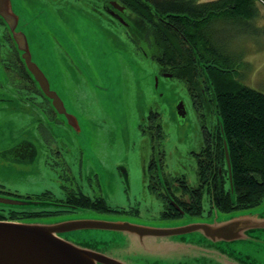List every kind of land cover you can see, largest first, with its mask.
<instances>
[{"label": "rangeland", "instance_id": "obj_1", "mask_svg": "<svg viewBox=\"0 0 264 264\" xmlns=\"http://www.w3.org/2000/svg\"><path fill=\"white\" fill-rule=\"evenodd\" d=\"M96 3L92 0H12L16 13L21 15L23 10H27V16L35 19L33 29H26L28 40L35 48V60L43 71L48 73L50 79L56 82L58 92L66 98L68 95L82 110L84 128H91L94 137L92 143H95L102 162L109 169V174L104 176L102 190L94 188L93 191L95 195L102 196L110 212L79 211L75 215H85L92 219L119 217L147 225L180 223L186 220V216L171 221L159 219L162 200H157L155 195L150 196L142 187V177L137 172L139 166L135 162L138 144L129 131L149 109L167 117L170 112L176 114L177 106L182 103L186 120L185 134L187 138L198 136L199 121L196 111L184 83L177 78L158 75L159 67L156 61L137 50L134 46L136 43L126 38L121 25L110 21L104 15H94L98 11L96 7L102 11V6ZM255 6L258 9L255 18L236 23L220 20L213 27L216 28L217 43L224 46L225 53L231 59L228 63L224 61L221 64L234 70L232 75L239 85L264 94V0H257ZM34 34L44 41L41 48ZM142 43L137 45L147 53L148 49ZM65 54L74 61L65 60ZM0 59V197L24 201V196L48 191L50 193L47 195H41L42 199L61 198L69 193L62 185H68L72 176L76 179L78 167L72 153L68 155L66 150H62L64 157L61 155L57 158L58 171L50 170L49 164L46 165L49 157L45 158L40 153L36 161L25 168L12 162L16 160V156L11 150L18 144V139L34 140L36 135L43 136V132H47L49 128L54 130L55 127L52 123L42 122L39 117L32 115L28 102L21 100L17 89L19 87L14 79H11V84L8 83V75L1 71L2 60L12 59L6 44L0 46ZM76 66L82 70L83 78L88 83L86 85L92 88L94 96L86 90L81 77L79 81L82 87L73 82L77 78ZM88 79L94 80L98 86L94 88ZM19 84L24 86V82ZM158 92L161 96H156ZM196 98L204 99L201 92L196 94ZM209 109L204 113V120L206 126L212 129L218 124V115L214 105H209ZM169 134L174 140L172 132ZM88 136L85 131V137ZM86 144L85 141V147ZM67 147H70V144ZM73 151L76 153V148H73ZM171 157L167 160L170 166ZM118 164L128 168V181L118 171ZM185 164L187 168L170 172L171 178L185 177L189 186H197L192 160ZM93 166L95 168L94 164ZM66 171L68 174H65ZM82 171L81 169V175ZM59 172L69 178L58 179ZM81 186L82 190L89 191L85 183ZM202 201L204 212H207L209 197L206 193ZM35 205L22 204L15 208L25 211L47 208L32 207ZM8 207L0 204V209L6 210ZM262 207L264 201L259 206ZM116 208H123L125 212L117 213L112 210ZM260 236L264 237V233H260ZM233 249H238L242 255L257 259L259 264H264V243L238 242Z\"/></svg>", "mask_w": 264, "mask_h": 264}, {"label": "water", "instance_id": "obj_2", "mask_svg": "<svg viewBox=\"0 0 264 264\" xmlns=\"http://www.w3.org/2000/svg\"><path fill=\"white\" fill-rule=\"evenodd\" d=\"M110 4L119 11L123 10L114 1ZM107 11L115 16L113 11ZM115 17L122 22L119 15ZM0 19L9 31L26 72L56 113L73 129L86 157L91 148L88 126L84 128L83 117L76 114L68 98L58 93L56 82L35 60V48L26 32V29H33L35 19L27 16V10H23L21 15L16 13L12 0H0ZM35 38L41 48L44 41L36 35ZM88 80L94 88L98 86L94 80ZM217 119L233 200L228 145L222 119L219 116ZM84 130L87 136L90 135L88 138ZM30 203L36 204L32 207H67L53 202L0 197V204L13 208ZM211 207L212 218L186 217L185 221L171 225H147L119 217L92 219L85 215L0 220V264H259L257 259L242 255L233 248L238 242L264 243V237L260 236L264 233V207L225 215L217 211L213 200Z\"/></svg>", "mask_w": 264, "mask_h": 264}, {"label": "trees", "instance_id": "obj_3", "mask_svg": "<svg viewBox=\"0 0 264 264\" xmlns=\"http://www.w3.org/2000/svg\"><path fill=\"white\" fill-rule=\"evenodd\" d=\"M92 1L101 6H109V1H115L123 6L122 14L129 21L127 35L136 44L143 41L148 49L144 53L156 61L160 71L172 73L193 94L203 91L209 96L212 92L227 140L234 185L232 200L219 138L218 155L224 175L216 180L215 206L218 211L222 214L234 213L260 205L264 201V94L239 85L232 75L234 70L221 64L231 59L224 46L217 43L216 28L213 27L220 20L236 23L255 18L257 0ZM96 9L98 11L94 15L110 17ZM204 189L208 193L207 186L198 189L185 186V189H176L171 194L189 217H200L204 210ZM179 194H187L189 202L180 203ZM78 201L76 203L83 202L82 199ZM90 201L91 210L110 212L104 200L94 197ZM6 211L5 217L13 220L56 216L45 209H42V215L38 213L40 210L8 207ZM159 219L171 221L182 217L179 213L165 214L162 209Z\"/></svg>", "mask_w": 264, "mask_h": 264}, {"label": "flooded vegetation", "instance_id": "obj_4", "mask_svg": "<svg viewBox=\"0 0 264 264\" xmlns=\"http://www.w3.org/2000/svg\"><path fill=\"white\" fill-rule=\"evenodd\" d=\"M58 3L60 4L61 2ZM107 6L102 5L101 8L105 14L108 13L105 11L109 9V6ZM110 9H112L115 16L119 15L122 18V22H118V19L114 15H110V13L107 14L111 16V19L109 17V20H113L118 25H121L123 27L126 38L130 40L129 36L127 35V21L122 14L124 8L122 11L116 10L113 7H111ZM0 30L2 32V35L0 36V46L2 44H6L7 49L12 56L11 61L7 59L2 60L1 71H5V73L8 75V83L11 84V81H13L11 79H14L17 82L19 87L17 89L20 98L21 100H25L26 102H28L32 110V115L39 117L42 122L52 123V125L55 127L54 130H51L52 128H49L47 129V132H41L43 136L36 135V138L34 140L27 138L21 140L18 139V144L14 149L11 150V153H15L14 155L16 156V160H12V162H14V164H20L25 168L27 165L33 164L40 153L45 158L49 157V162H46V165L49 164L50 170L53 169L55 171H58L56 166L58 164L57 158L61 157V155L62 157H64V152L62 151L64 149L68 152V155L72 153V156L74 157V160L76 161V165L78 167L76 179H74L72 176L70 179L71 182L67 183L68 185H62L63 189H66V192L69 191V193H67L65 196L50 200L42 199L41 195L44 196L47 195V193H50L48 191H45L43 192V194L39 193L35 194L34 196L28 195L24 196V198L26 200L30 199L36 202H53L67 206L61 208H45L46 211L56 214V216H71L75 215L79 211L91 212L90 198L94 199V197H98L104 200L102 196L100 197L95 195L93 189L96 188V190H102L101 187L103 188L105 179L104 176L105 174H109V169L105 166L104 162H102V158L97 152L95 143H92V141H94V137L92 135L91 128H89L88 126V129L92 135L91 148L89 147V151L86 152V157H84V151L82 147H80L78 138L73 134V129L70 126L66 125L61 115L56 113L47 97L41 94L36 83L31 79L29 73L26 72L24 63L20 61L19 53L15 50L14 43L11 40L9 31L6 29L2 21ZM134 46H136L137 50L140 51L141 54H144L143 50H141V48L137 44H134ZM65 55V60L74 61L67 54ZM75 71L77 78L74 79L73 82H75L77 86H81L79 81L81 77L85 82L86 90L94 96V93L91 91L92 88L86 85L88 83L83 78L82 70L78 69V66H76ZM158 75L164 78H177L174 77L172 73L160 71V68ZM154 78L156 81L158 80L157 77ZM22 82H24L23 87L19 84ZM185 88H187V86H185ZM187 93L189 98L191 99L192 106L196 111L197 120L199 121L198 136L193 135L190 138L188 137V139L187 135L185 134L184 128L186 120L184 119L185 110L182 103L177 106L176 114L175 112H170V116L167 117H164L158 112L149 109L144 116H141L140 119L135 122L134 127L129 131V134H131V136L137 140L138 144V150L136 153L137 156L135 155V162L139 166L137 168V172L140 174V177H142V187L145 191H147V193H149L150 196L155 195L157 200H162V209H164L165 214L171 215L174 213H179L181 217L184 216V214H188L185 213L184 210L181 209L180 211L178 208L172 205L171 199L173 201L175 200L174 197H172L171 193L176 189H185V184H187L185 183L186 179L185 177L181 176L180 178L173 177L174 180H177L176 182H174L169 173L179 172L180 170L187 168V165L185 163L191 159L195 167V172L194 169L193 172L196 175L197 180L196 188L207 186V195L209 196V198H211V196L214 197V204L216 202V180L217 178H221V176H223L224 174L222 164L220 163L218 155L219 144L221 145L219 130H217V126L213 127L212 129L211 127L208 128L204 120V113L206 112V110H210L209 105H213V94L212 92H210L208 96L207 93L201 91L204 99L200 100L196 98V94H193L189 88H187ZM156 96H161V94L158 92ZM67 98L69 101L68 103L72 106L76 114H80L82 117H84V114H82V110L78 108L77 104L74 103V100L71 101L68 95ZM150 106L151 105H148V107ZM168 117H170L169 121ZM168 131L172 132V137L174 138V140L171 139ZM69 144L70 147H67L69 146ZM57 148L60 149L57 150ZM73 148H76V153H74ZM168 157L172 158V166L167 164ZM93 164L95 165V168ZM117 167L119 168L118 171L123 174V178H126V180L128 181V168L123 167L119 164L117 165ZM81 169L84 171V173L82 171V175ZM113 170L116 171V168H114ZM60 173L61 172L58 173V179L62 177H64L65 179L69 178V176L60 175ZM65 174H68V172L66 171ZM205 179L206 182H204ZM82 183H85L89 191L81 189ZM0 186L2 185L0 184ZM69 187H71L70 190ZM36 197H39V199H36ZM177 197L179 202L182 204L189 202V196H187V194H179ZM79 199H82L83 202L76 203L79 202ZM171 207L175 208V210ZM119 209L120 208H116L112 210L117 211V213L118 211L125 212L124 210H122L123 208H121V210ZM41 211L42 209L38 211L40 215H42ZM7 212L8 211H6L5 209H0V219H7L8 217H5L7 216ZM210 215L211 214H209L208 209L207 212H203L201 217H209Z\"/></svg>", "mask_w": 264, "mask_h": 264}, {"label": "bare ground", "instance_id": "obj_5", "mask_svg": "<svg viewBox=\"0 0 264 264\" xmlns=\"http://www.w3.org/2000/svg\"><path fill=\"white\" fill-rule=\"evenodd\" d=\"M225 167H226V165H225Z\"/></svg>", "mask_w": 264, "mask_h": 264}]
</instances>
